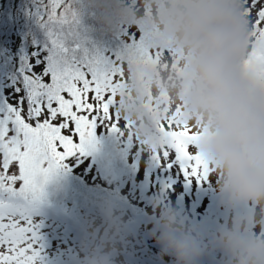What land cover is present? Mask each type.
<instances>
[{
    "label": "clouds",
    "instance_id": "clouds-1",
    "mask_svg": "<svg viewBox=\"0 0 264 264\" xmlns=\"http://www.w3.org/2000/svg\"><path fill=\"white\" fill-rule=\"evenodd\" d=\"M128 3L91 0L101 24L142 28L153 48L175 54L178 68L128 71L134 107L123 114L143 123L134 135L148 143L155 127L143 107L149 97L180 104L200 132L193 147L217 178L218 203L228 212L226 221L209 226L156 201L157 246L172 264H202L210 252L225 264H264V87L243 72L249 39L239 0H137V11ZM123 239L122 225L107 210L104 234L90 244L84 264H118Z\"/></svg>",
    "mask_w": 264,
    "mask_h": 264
},
{
    "label": "snow or ice",
    "instance_id": "snow-or-ice-1",
    "mask_svg": "<svg viewBox=\"0 0 264 264\" xmlns=\"http://www.w3.org/2000/svg\"><path fill=\"white\" fill-rule=\"evenodd\" d=\"M239 6L249 39L243 72L264 87V0H239ZM40 11L37 22L52 37L71 19L67 0H42ZM51 46L62 49L56 38ZM37 59L44 57L32 56L28 67L0 84V264H38L41 249L32 213L45 184L66 159L92 143L98 125L131 128L119 108L125 68L70 70L54 62L46 70ZM137 66L167 71L178 63L175 54L150 48ZM145 107L155 119L151 140L144 142L154 156L186 178H206L212 169L193 147L200 132L183 116L182 106L150 96Z\"/></svg>",
    "mask_w": 264,
    "mask_h": 264
},
{
    "label": "trees",
    "instance_id": "trees-1",
    "mask_svg": "<svg viewBox=\"0 0 264 264\" xmlns=\"http://www.w3.org/2000/svg\"><path fill=\"white\" fill-rule=\"evenodd\" d=\"M41 3L42 0H0V84L13 77L17 71L28 67L26 62L32 56L43 55V61L37 59L36 63H45L46 70H50L54 62L70 70L95 65L115 70V66H121L126 72L125 94L121 99L125 96L131 98L127 84L128 71L134 69L143 59L145 50L153 48L150 37L143 29L137 30L131 25L105 27L99 22L100 14L92 6L91 0H67L71 19L67 24L60 25L52 37L49 30L37 22L38 16L42 14ZM128 7L137 11V0H129ZM53 38L62 45L60 51L51 46ZM120 54L123 56H119ZM131 60L134 62L131 63ZM145 110L147 111L146 107ZM100 126H97V133ZM107 132H110L108 137L113 135L120 142L119 148L124 149L121 143L128 140L123 135L124 130L100 131L102 134ZM116 148L117 146L113 147L114 150ZM98 159L99 156L86 149L66 159L64 168L80 179L82 185L71 188L65 184L64 190L52 192L55 196L51 203L44 194L42 202L32 213L33 222L38 226L41 254L43 249H53L56 264H66L62 258H67V261L76 259L79 264H84V260L78 259L75 252L80 251L86 257L90 244L99 241L104 234V213L109 209L113 210L118 221L119 209L130 214L125 215L130 221L121 225L128 234L126 239L142 241L137 243L139 245L136 244L135 249L141 244L144 246L146 242L143 241L149 240L148 238H152L153 245H157L152 231L158 212L152 208L148 213L143 211L144 208L141 211L140 207L128 204L129 199L122 196V176L112 172V168L105 161L99 162ZM83 162H87L86 165H82ZM91 177L96 181L100 178L104 186H99L98 182L90 183ZM142 177L145 178L144 181L148 180V175ZM140 215L145 218L142 219ZM128 252L132 254L130 249ZM147 257L146 254L136 252V260L132 257L126 259L129 264H148L147 261L150 260ZM150 259L152 260L151 257ZM162 264H172V260Z\"/></svg>",
    "mask_w": 264,
    "mask_h": 264
},
{
    "label": "rangeland",
    "instance_id": "rangeland-1",
    "mask_svg": "<svg viewBox=\"0 0 264 264\" xmlns=\"http://www.w3.org/2000/svg\"><path fill=\"white\" fill-rule=\"evenodd\" d=\"M119 56H123V54ZM128 56H130V53ZM133 62L134 60H131V63ZM0 92L2 91L0 90ZM130 101L131 98L126 96L119 101L121 116L131 125V128H128L126 125L121 127V129L124 130V137L128 138L123 144L121 143L124 149H120V142L116 141L113 135L108 137L110 132H107V134L100 133V131L104 132L112 129L108 125H101V129L98 128V133L96 131L94 132L92 143L86 146L84 150L86 149L88 152L91 151L95 156H99V162L105 161L104 163L112 168V172L116 173L118 176H122L121 178L124 181L122 196L129 199L128 204L130 203L132 207H140L141 211L144 208L143 211L150 213L153 204L156 201H160L163 207H176L181 210V212L186 213L193 222H203L209 226H214L219 222L226 221L228 219V212L221 208L217 199V178L214 177L212 172H210L206 178H186L184 173L179 172L175 167H169L168 161L162 159L158 160L147 144L138 140L134 135V130L137 128V125L142 128L143 123L141 121H133L129 118V115L123 114L122 110L127 109L130 111L131 108L134 107L131 105ZM143 107L145 110V106ZM123 123L124 121L121 120V125H123ZM114 146H117L115 150L113 149ZM124 162H126L127 165L124 164ZM86 163L87 162H83L82 165H86ZM65 164L66 160L44 186V194L48 196L47 199L49 203L54 201L52 198H54L55 195H52V192L56 193L60 190H64L65 184L71 188L82 185L80 179L74 177L68 169L64 168V166H66ZM135 168H137V170ZM133 169H135L137 174L133 172ZM145 174L148 175L147 181H144L145 178L142 177ZM89 180H91L90 183L92 184L98 182L99 186H104L100 178L98 181L94 180L92 177L89 178ZM119 211L120 224H127L130 220L127 219L125 215L130 214L128 212L124 213V209H119ZM156 211L158 212V209ZM140 217L142 219L145 218L141 215ZM131 218L132 217H130V219ZM260 224L264 227V220H261ZM123 232L125 238L119 245V251L117 253L118 264H129L126 257H132V259L136 260V252H141L142 255H148L149 258H147L150 260L147 261L148 264H162L171 260V257L161 253L157 245H153L154 242L152 238H148L149 240L147 241L144 240L143 242H146V244H144V246L141 244L139 248L135 249L142 241H135L134 239L130 241L126 239L128 234L124 230ZM260 234L264 235V231ZM140 237H142V239L145 238L143 236ZM128 249L131 250L132 254H129ZM52 250L51 248L46 251L43 249L38 264H56ZM75 253L79 256L78 259L82 258L84 260L85 255L82 252L76 251ZM62 261H66L63 262L66 264H79L76 259L67 261V258L64 260L62 258ZM202 264H225V262L221 254L218 252H210L205 257Z\"/></svg>",
    "mask_w": 264,
    "mask_h": 264
}]
</instances>
